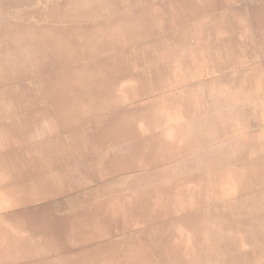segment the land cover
I'll list each match as a JSON object with an SVG mask.
<instances>
[{"label": "crops", "instance_id": "obj_1", "mask_svg": "<svg viewBox=\"0 0 264 264\" xmlns=\"http://www.w3.org/2000/svg\"><path fill=\"white\" fill-rule=\"evenodd\" d=\"M197 1L230 0H0V264H158L174 229L264 238V56L240 81L133 66Z\"/></svg>", "mask_w": 264, "mask_h": 264}, {"label": "rangeland", "instance_id": "obj_2", "mask_svg": "<svg viewBox=\"0 0 264 264\" xmlns=\"http://www.w3.org/2000/svg\"><path fill=\"white\" fill-rule=\"evenodd\" d=\"M164 2L165 0H146L147 5L157 9H162ZM197 2V12L185 17L178 16L180 21L176 20L169 29L164 26L165 19L160 18L161 25L155 33L140 36V46L146 50L142 51V62H135L133 65L140 67L136 71L148 75L164 70L174 79H179L182 72L187 71L195 80L205 81L213 76V68L220 66L222 70H232L225 71L226 77L240 81L248 75L255 60L261 68L259 61L261 55L264 56L261 53L264 51L261 36L263 30L256 24L251 8L264 3V0H230L226 5L217 6ZM125 10L128 8L125 7ZM163 11L165 12L164 9ZM232 11L241 12L243 16L231 15L234 14ZM117 12L120 13L116 8H108L106 12L104 10L108 17ZM214 24L222 26L223 31L215 30L212 27ZM133 44L136 49L137 45ZM219 57L224 60L221 59L220 65H214L212 61L216 62ZM128 70L134 71L132 68ZM236 232L240 234L236 238L237 243H229L228 239H224L226 243H221L220 246L212 245L210 239H206L205 234L211 237L213 230L174 229L169 231L170 234L158 232V241L171 243L153 246L156 249L157 263L264 264V238L260 235L261 231L250 230V236H246L245 230ZM164 247H171L174 252L166 253ZM90 263V259L82 257L70 262L51 264Z\"/></svg>", "mask_w": 264, "mask_h": 264}, {"label": "bare ground", "instance_id": "obj_3", "mask_svg": "<svg viewBox=\"0 0 264 264\" xmlns=\"http://www.w3.org/2000/svg\"><path fill=\"white\" fill-rule=\"evenodd\" d=\"M95 9V8H94ZM89 29V28H88Z\"/></svg>", "mask_w": 264, "mask_h": 264}]
</instances>
